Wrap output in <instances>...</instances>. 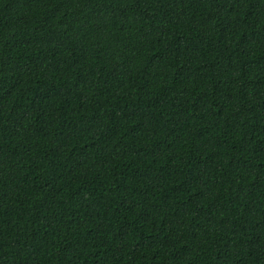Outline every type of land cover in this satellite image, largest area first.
<instances>
[{
    "label": "trees",
    "instance_id": "trees-1",
    "mask_svg": "<svg viewBox=\"0 0 264 264\" xmlns=\"http://www.w3.org/2000/svg\"><path fill=\"white\" fill-rule=\"evenodd\" d=\"M0 264H264V0H0Z\"/></svg>",
    "mask_w": 264,
    "mask_h": 264
}]
</instances>
